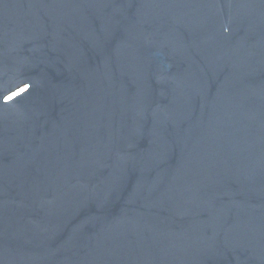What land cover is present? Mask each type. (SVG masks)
Instances as JSON below:
<instances>
[{
	"label": "water",
	"instance_id": "1",
	"mask_svg": "<svg viewBox=\"0 0 264 264\" xmlns=\"http://www.w3.org/2000/svg\"><path fill=\"white\" fill-rule=\"evenodd\" d=\"M0 264H264V0H0Z\"/></svg>",
	"mask_w": 264,
	"mask_h": 264
}]
</instances>
